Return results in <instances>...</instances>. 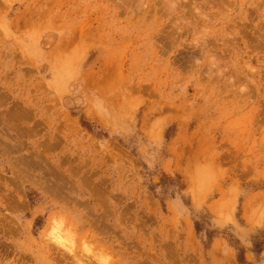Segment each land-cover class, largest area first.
<instances>
[{"label":"rangeland","instance_id":"obj_1","mask_svg":"<svg viewBox=\"0 0 264 264\" xmlns=\"http://www.w3.org/2000/svg\"><path fill=\"white\" fill-rule=\"evenodd\" d=\"M0 264H264V0H0Z\"/></svg>","mask_w":264,"mask_h":264}]
</instances>
